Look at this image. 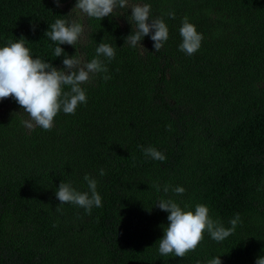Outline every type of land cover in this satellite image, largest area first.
Returning a JSON list of instances; mask_svg holds the SVG:
<instances>
[{
    "label": "trees",
    "instance_id": "obj_1",
    "mask_svg": "<svg viewBox=\"0 0 264 264\" xmlns=\"http://www.w3.org/2000/svg\"><path fill=\"white\" fill-rule=\"evenodd\" d=\"M75 2L0 0V47L23 37L33 58L62 69L63 56L53 55L57 45L44 33L57 18L71 19L63 15ZM135 2L151 5L150 19L164 20L168 40L155 51L145 36L144 52L132 48L125 41L135 29L131 8L88 18L86 44L60 45L65 55L91 61L99 43L116 55L100 57L108 72L83 85L87 103L75 114L61 111L50 131L28 132L15 100H0V264H207L218 256L222 264H255L264 257V0ZM184 17L204 37L191 56L179 49ZM138 145L167 159L146 157ZM85 174L102 197L90 215L55 196L61 181L88 191ZM161 199L192 211L204 204L225 228L237 213L241 222L222 242L205 232L184 258L161 256L168 223Z\"/></svg>",
    "mask_w": 264,
    "mask_h": 264
},
{
    "label": "clouds",
    "instance_id": "obj_2",
    "mask_svg": "<svg viewBox=\"0 0 264 264\" xmlns=\"http://www.w3.org/2000/svg\"><path fill=\"white\" fill-rule=\"evenodd\" d=\"M60 0H55L59 6ZM119 7L131 8V19L135 26L125 41L140 53L144 52L141 41L150 36L153 48L159 51L164 42L168 40L169 29L162 18L150 19L151 5L141 4L135 0H76L75 6L67 15L71 19L57 18L50 25V31L44 36L50 38L57 46L54 48L55 57L63 56L62 69H57L51 63L41 58H33L31 51L26 47L23 37L15 42L7 41L6 46L0 47V100L13 98L23 110L21 123L26 131L35 128L50 131L54 126V118L61 111L64 114H75L77 107L87 103L86 90L83 85L89 84L97 73H107L108 68L101 56L110 62L115 58L116 49L107 43H99L96 48V57L88 61L77 54L65 55L60 47L67 44L73 48L87 42V19L101 20L113 15ZM169 17L175 19L170 12ZM86 25V26H85ZM182 43L179 49L187 55H194L201 47L203 35L196 30V26L183 18L179 29ZM111 77L104 75L107 81ZM67 89V90H66ZM146 157L164 162L167 157L153 146L138 145ZM100 175H105L103 169ZM88 191H77L71 183L60 182L55 196L60 204L70 203L85 209L91 214L93 207H102V197L97 192L96 179L85 174ZM159 190V186H157ZM169 190L166 185L163 191ZM173 191L183 194L185 189L177 186ZM158 207L167 212V225L163 229V237L159 240L158 251L161 256L174 255L184 258L187 253L195 251L207 232L216 242H222L235 232L236 226L241 222L237 213L230 220L231 227L225 228L219 221L213 220L209 215V208L204 204H197L194 211L182 209L171 199H161ZM53 227H56L54 224ZM214 257L207 264H222L220 258ZM255 264H264V257L256 259Z\"/></svg>",
    "mask_w": 264,
    "mask_h": 264
}]
</instances>
